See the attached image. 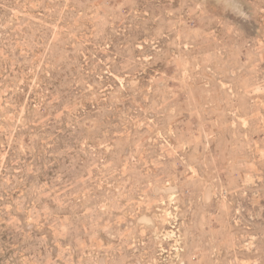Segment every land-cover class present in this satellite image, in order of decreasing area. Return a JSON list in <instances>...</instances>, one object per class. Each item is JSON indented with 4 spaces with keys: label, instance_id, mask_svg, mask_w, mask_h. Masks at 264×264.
Wrapping results in <instances>:
<instances>
[{
    "label": "rangeland",
    "instance_id": "rangeland-1",
    "mask_svg": "<svg viewBox=\"0 0 264 264\" xmlns=\"http://www.w3.org/2000/svg\"><path fill=\"white\" fill-rule=\"evenodd\" d=\"M0 264H264V0H0Z\"/></svg>",
    "mask_w": 264,
    "mask_h": 264
}]
</instances>
